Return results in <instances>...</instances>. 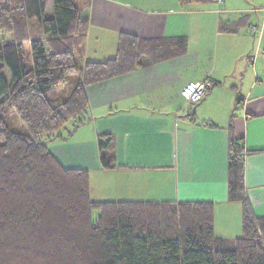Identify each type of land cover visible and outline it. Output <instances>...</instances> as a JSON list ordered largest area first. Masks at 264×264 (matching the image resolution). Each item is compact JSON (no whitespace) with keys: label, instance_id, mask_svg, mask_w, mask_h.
Returning a JSON list of instances; mask_svg holds the SVG:
<instances>
[{"label":"trees","instance_id":"trees-1","mask_svg":"<svg viewBox=\"0 0 264 264\" xmlns=\"http://www.w3.org/2000/svg\"><path fill=\"white\" fill-rule=\"evenodd\" d=\"M51 1L48 18L45 0H0V264H264V217L246 197L245 153L232 135L228 199L242 206V235L231 241L215 236L211 203L94 201L88 170L65 168L49 150L86 122L87 87L187 48L123 34L115 58L83 63L88 0ZM3 105L27 134L7 125ZM98 148L102 168L115 169L113 135Z\"/></svg>","mask_w":264,"mask_h":264},{"label":"crops","instance_id":"crops-1","mask_svg":"<svg viewBox=\"0 0 264 264\" xmlns=\"http://www.w3.org/2000/svg\"><path fill=\"white\" fill-rule=\"evenodd\" d=\"M83 16V63L115 58L123 34L186 39L187 48L87 87L86 122L58 141L80 165L64 163L89 171L94 201L211 203L215 236L241 237L242 206L228 199L229 140L243 146L246 197L264 217V0H88ZM204 81L211 87L200 103L182 97L188 83ZM101 134L115 139V169L101 166Z\"/></svg>","mask_w":264,"mask_h":264},{"label":"rangeland","instance_id":"rangeland-1","mask_svg":"<svg viewBox=\"0 0 264 264\" xmlns=\"http://www.w3.org/2000/svg\"><path fill=\"white\" fill-rule=\"evenodd\" d=\"M4 34L3 33H0V45H3L4 43ZM6 41L8 42L9 39H6ZM4 75L8 78V75L6 74V72L4 73ZM74 80V79H73ZM72 87V85L69 86V88ZM1 115L3 117V119L5 120V122H7V125L15 132H20V133H24V134H27V130L26 128L23 126V124L20 122L18 116L11 112L9 110V107L7 105H3V109H2V112H1ZM66 128H69L71 129L72 128V124L69 123ZM74 143V142H72ZM64 144H62L61 142H58V141H53L51 143L48 144V148L49 150L51 151L54 147H55V151L54 153L59 151L61 156L63 155V158H65L66 160L65 161H62V165L65 167V168H70V169H83L82 167H78V163H75L73 161H75V159H72V154L66 150V147L63 146ZM64 149V150H63ZM57 154V153H56ZM86 155H89L88 157V161H89V165L88 166H91V168H94L96 165H95V160H94V165H93V162L92 161V154L87 152ZM67 160H70L71 164H78V165H72V167H70L67 163L68 161ZM64 162H67V163H64ZM70 164V163H69ZM76 166V167H74ZM86 166V165H85ZM86 170V169H84ZM89 172V171H88ZM101 177L97 178V182H101ZM114 190V188H111ZM115 191V190H114Z\"/></svg>","mask_w":264,"mask_h":264},{"label":"built area","instance_id":"built-area-1","mask_svg":"<svg viewBox=\"0 0 264 264\" xmlns=\"http://www.w3.org/2000/svg\"><path fill=\"white\" fill-rule=\"evenodd\" d=\"M219 4L222 0H218ZM211 84L208 81L188 83L181 92L182 97L192 105L200 103L205 97Z\"/></svg>","mask_w":264,"mask_h":264}]
</instances>
